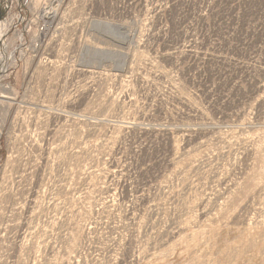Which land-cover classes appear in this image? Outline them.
Returning <instances> with one entry per match:
<instances>
[{
    "label": "rangeland",
    "instance_id": "obj_1",
    "mask_svg": "<svg viewBox=\"0 0 264 264\" xmlns=\"http://www.w3.org/2000/svg\"><path fill=\"white\" fill-rule=\"evenodd\" d=\"M7 7L0 264H264V0Z\"/></svg>",
    "mask_w": 264,
    "mask_h": 264
},
{
    "label": "built area",
    "instance_id": "obj_2",
    "mask_svg": "<svg viewBox=\"0 0 264 264\" xmlns=\"http://www.w3.org/2000/svg\"><path fill=\"white\" fill-rule=\"evenodd\" d=\"M19 12V17H17V21H15L16 17H10V9L3 15V19L0 21V27L2 21L5 19L8 23H10L11 27L8 30L7 35L5 36V46L1 47L0 50V88L4 87L6 90H10V93L15 95V98L18 96L15 92H17V88L10 86V81L18 82V73L21 74V82L20 84H26L25 92L28 90V41H24V38L28 37V17L21 15ZM4 20V21H5ZM4 24V23H3ZM18 29L17 38L21 41V45L19 48L12 49L8 46L9 41V33L12 29ZM24 37V38H23ZM19 74V75H20ZM262 88V89H261ZM256 92L262 90V93L258 95V98L255 99L254 106L248 111L253 115H263L264 116V82L257 81L255 86ZM17 101V100H15ZM13 101V102H15ZM244 112V110H241ZM260 125V124H259ZM255 127V125H254ZM252 129V128H251ZM256 137L263 133L264 135V124L260 125L258 130L256 131ZM254 204H258L256 208L253 207V210H259L261 214V224L264 226V187L261 192L257 195L256 201ZM260 206V207H259Z\"/></svg>",
    "mask_w": 264,
    "mask_h": 264
},
{
    "label": "bare ground",
    "instance_id": "obj_3",
    "mask_svg": "<svg viewBox=\"0 0 264 264\" xmlns=\"http://www.w3.org/2000/svg\"><path fill=\"white\" fill-rule=\"evenodd\" d=\"M10 4V0H0V12L5 15L6 13V8H8L7 6ZM50 11V10H49ZM52 11V10H51ZM46 12V11H45ZM44 12V13H45ZM44 16V15H43ZM45 16L50 19V20H53L55 19V12H46L45 13ZM4 18V17H3ZM5 20V19H4ZM2 21V25L0 27V50H1V47H4L6 43H4V38L5 36L7 35L8 33V27H11L8 22L5 20V21ZM49 21V20H48ZM52 22V21H51ZM4 23V24H3ZM96 47V46H95ZM97 48V47H96ZM34 50V49H33ZM96 51V50H95ZM98 51V50H97ZM101 52V51H100ZM94 72V71H93ZM92 72V73H93ZM91 73V72H90ZM13 95L10 93V91L6 90V88L4 87H1L0 88V106H2V104H4L5 102L8 101H15V96L12 97ZM9 103V102H8ZM0 136H1V132H0ZM175 150V149H174ZM187 166V165H186ZM186 226V225H185ZM187 237V236H186Z\"/></svg>",
    "mask_w": 264,
    "mask_h": 264
},
{
    "label": "water",
    "instance_id": "obj_4",
    "mask_svg": "<svg viewBox=\"0 0 264 264\" xmlns=\"http://www.w3.org/2000/svg\"><path fill=\"white\" fill-rule=\"evenodd\" d=\"M3 19V14L0 12V21Z\"/></svg>",
    "mask_w": 264,
    "mask_h": 264
}]
</instances>
